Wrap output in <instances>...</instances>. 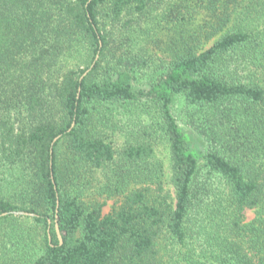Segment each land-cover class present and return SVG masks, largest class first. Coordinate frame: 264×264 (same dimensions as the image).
Segmentation results:
<instances>
[{
    "label": "trees",
    "instance_id": "obj_1",
    "mask_svg": "<svg viewBox=\"0 0 264 264\" xmlns=\"http://www.w3.org/2000/svg\"><path fill=\"white\" fill-rule=\"evenodd\" d=\"M3 212L0 264H264V0H0Z\"/></svg>",
    "mask_w": 264,
    "mask_h": 264
},
{
    "label": "rangeland",
    "instance_id": "obj_2",
    "mask_svg": "<svg viewBox=\"0 0 264 264\" xmlns=\"http://www.w3.org/2000/svg\"><path fill=\"white\" fill-rule=\"evenodd\" d=\"M171 1H175V0H171ZM198 17L203 18L204 15L198 16ZM187 32H188V30H186L184 32V34H186ZM159 35L161 38L167 39V35H169V37H170V35H175V32L172 30V27L170 26V29L165 28L162 31L159 30ZM214 38L215 37L209 39L208 41H204L203 42V48L209 47L212 44ZM161 47L165 48L166 45H161ZM157 49L158 48L156 47L155 51H157L158 54H160V51ZM176 109H177V103L173 106V110L175 111V114H176ZM184 129L186 130V132L190 136V141H189L190 148H195L198 151H202L204 149V146H205L204 140L199 135H197L192 129L186 128V127H184ZM125 137L126 136L122 134L119 140L123 141V139H125ZM168 157H169V151H168L167 144L164 142H159L155 147V157L154 158L161 162V164L163 165L164 171H165V173H164L165 175H164V179H163L164 180V190L168 191V193L171 196H173L174 195L173 189L168 182V178H169V171H168L169 159H168ZM99 175H100V173H98L97 176L100 177ZM99 200L104 202V205L102 208L103 213L109 212L113 207L117 206L120 203V197H114V198L100 197ZM252 216H253V211L247 210L246 217L249 219Z\"/></svg>",
    "mask_w": 264,
    "mask_h": 264
},
{
    "label": "water",
    "instance_id": "obj_3",
    "mask_svg": "<svg viewBox=\"0 0 264 264\" xmlns=\"http://www.w3.org/2000/svg\"><path fill=\"white\" fill-rule=\"evenodd\" d=\"M97 56L98 55H96V57H95V59H94V61L92 62V64L83 72V74L81 75V77H80V79L91 69V67L93 66V64H94V62H95V60H96V58H97ZM57 139V137L56 138H54V140L53 141H55ZM56 207H58V201L56 202ZM6 212H3V213H1L0 215H4ZM14 214H21V215H29V216H33L34 215V213H32V212H27V211H14L13 212ZM56 226V233H57V236H58V238H59V241L61 242V236H60V234H59V231H58V227H57V224L55 225Z\"/></svg>",
    "mask_w": 264,
    "mask_h": 264
}]
</instances>
